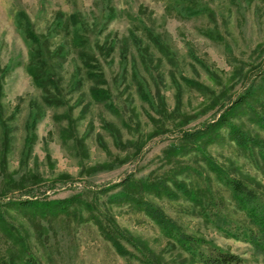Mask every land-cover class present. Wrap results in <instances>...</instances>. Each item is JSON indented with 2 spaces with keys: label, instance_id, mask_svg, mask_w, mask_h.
Instances as JSON below:
<instances>
[{
  "label": "rangeland",
  "instance_id": "1",
  "mask_svg": "<svg viewBox=\"0 0 264 264\" xmlns=\"http://www.w3.org/2000/svg\"><path fill=\"white\" fill-rule=\"evenodd\" d=\"M28 32L45 43L58 88L34 84L43 61ZM223 118L231 126L198 139L199 152H173L191 148L183 134ZM237 130L250 149L234 142ZM211 164L243 181L264 215V0H0V264H141L100 235L98 214L158 264H202L196 254L211 250L264 264V235ZM128 178L172 193L176 182L217 205L143 199L173 223L170 236L107 203ZM71 198L90 207L54 218L16 206ZM180 236L196 240V254Z\"/></svg>",
  "mask_w": 264,
  "mask_h": 264
},
{
  "label": "trees",
  "instance_id": "2",
  "mask_svg": "<svg viewBox=\"0 0 264 264\" xmlns=\"http://www.w3.org/2000/svg\"><path fill=\"white\" fill-rule=\"evenodd\" d=\"M187 11V10H186ZM28 40L31 42L33 46L37 47V55H39V60L42 59L43 65L40 62L39 67H33L32 69V79L34 84L38 88H42L44 91H48L49 89H55L57 87V82L55 81V75L51 69L48 68V51L45 43H41L39 38L34 35L33 32L27 33ZM80 42H84L83 39ZM85 56L84 58H86ZM89 58V56H88ZM90 79L97 80L96 76L92 74L89 75ZM107 93L101 90H92L91 96L94 100L105 101ZM51 100V99H50ZM245 100H241V102H235L236 105H242ZM49 103L55 104L59 103L56 101H50ZM231 126V123L227 119H221L218 122L212 124L207 130H202L193 134H183L182 139L188 143L191 147L186 152L183 149H179L178 151H173L177 155L182 156L187 154L189 151L197 150L195 152H199L200 146H196V141L202 138H212L213 133L215 132L214 138H218L217 130H219L223 126ZM232 139L236 144L243 149H250L251 140L243 135L241 130H237L232 132ZM205 144V142H203ZM176 147L170 148L174 150ZM174 154V155H176ZM176 155V156H177ZM211 171L216 174V176L221 177L224 176L222 171L215 169L212 164L210 165ZM226 182L232 190L233 195L236 197L237 202L239 203L241 210L245 212V214L251 219V222L255 224L260 232L264 235V215L260 217L263 213L262 211H258L260 207L259 198L254 194L252 190H250L243 181L228 179L224 176ZM179 186L180 192L172 193L167 189V185L162 184L161 187H156L154 183L147 185L144 181H134L133 179H126L122 183L118 184L114 190H118L116 194L110 196L107 199V203L118 205H127L133 208L136 211L143 212L147 217H149L157 226H159L167 235H172L175 229L173 223L166 219L164 215L156 208H154L151 204L145 202V198L153 195L154 197H162L169 199L176 198L175 195L181 194L188 201L192 203H198V197L203 195L204 198L208 200L214 207L217 205L215 201H210L211 197H208L205 193L198 194L196 192H191L190 190L184 191L183 185L173 182ZM154 185V186H153ZM110 190H105L104 195L110 193ZM75 198H71L64 201L59 202H51V203H42L37 201H26L17 204L16 206L22 208V210H30L34 209L35 213H38V216L46 217V215H51L54 218L59 217V215H64L67 218H71L74 215L80 217L81 216V206L85 208H89L88 203H82L81 206L78 205V202L74 203ZM144 199V200H143ZM84 208V209H85ZM71 209V210H70ZM97 212V211H96ZM36 217V216H34ZM95 217H102L103 219L97 222V227L100 232V235L108 241L111 246L115 249V251L120 256H130V254L125 249L124 245L129 246L133 252H135V259H138L141 264H158L155 259L145 251V249L133 240L129 238L127 235L120 232L116 226L106 217V215L98 214ZM92 216V219L95 218ZM183 236V235H181ZM179 239V243L182 246H186L188 249H191L192 254H196V248H193L190 242H195L196 240H192L191 238H182ZM254 243V242H253ZM257 249L264 253V243L255 242ZM203 245V244H202ZM199 257L202 264H243V262L236 256L231 254L222 253L217 250H211L208 254L204 255L202 253L196 254ZM140 257V258H138ZM26 264H37L34 259L29 258Z\"/></svg>",
  "mask_w": 264,
  "mask_h": 264
}]
</instances>
